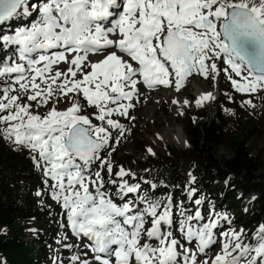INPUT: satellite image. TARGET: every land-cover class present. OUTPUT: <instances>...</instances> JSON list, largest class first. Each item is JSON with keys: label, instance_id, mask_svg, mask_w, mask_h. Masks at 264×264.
I'll use <instances>...</instances> for the list:
<instances>
[{"label": "snow or ice", "instance_id": "snow-or-ice-1", "mask_svg": "<svg viewBox=\"0 0 264 264\" xmlns=\"http://www.w3.org/2000/svg\"><path fill=\"white\" fill-rule=\"evenodd\" d=\"M197 76L264 100V0H0V140L63 211L53 264H264V225L249 236L195 187L161 197L112 163L144 90Z\"/></svg>", "mask_w": 264, "mask_h": 264}, {"label": "trees", "instance_id": "trees-1", "mask_svg": "<svg viewBox=\"0 0 264 264\" xmlns=\"http://www.w3.org/2000/svg\"><path fill=\"white\" fill-rule=\"evenodd\" d=\"M229 95L234 98L228 85L215 102L187 112L183 124L189 144L187 150L169 148L149 158L140 168L148 179L184 187L191 182L190 174L195 176L197 191H209L210 195L225 200V208L236 212V220L241 217L245 198L258 194L248 221L261 226L264 225V147L253 148L252 138L258 132L257 126L228 99ZM142 145L140 141L141 148ZM222 148L228 149L230 155L213 158L211 162L208 157L217 155ZM129 157L125 154L119 163H112L133 167L136 160ZM222 182L227 185L221 187ZM43 188L42 176L28 152L16 150L14 145L8 146L0 140V228L6 229L0 233V264L2 260L5 264H35V248L23 240L18 226L23 224L27 228L31 222L42 224L45 221L47 211L43 198L37 195Z\"/></svg>", "mask_w": 264, "mask_h": 264}, {"label": "rangeland", "instance_id": "rangeland-1", "mask_svg": "<svg viewBox=\"0 0 264 264\" xmlns=\"http://www.w3.org/2000/svg\"><path fill=\"white\" fill-rule=\"evenodd\" d=\"M219 87L216 92V100L220 97L221 94H224V91L228 89V81L223 78V76L219 80ZM216 84L211 81H205L202 77H193L190 78V81L186 84L185 88L182 89L181 93L176 94L182 99H186L190 102L191 106L184 107L182 110L178 111V107L172 105L170 101H166L163 105L157 104H150L146 107V104L149 103L151 99H153V96H156L157 92L164 91L165 93H173L169 92L168 90H157V91H150V90H144V96L140 98V102L137 103L136 108L132 111V115L136 117L134 121H128V120H121L122 123L125 124V127L129 129V132L126 135V138H124L121 142V144L117 147L116 151L112 154L111 160L115 162H120V158L124 159V155H129L132 160H136L133 162V167H125L123 164H120L119 166H123L125 169L131 170L137 177H139L141 180L148 179L146 178V175L144 174V171L140 168L141 165L146 163V161L149 158L158 156L160 154H163L167 152L169 148L176 149L179 151H185L188 149V138L184 133V121L187 117V112L191 111L192 109L200 110L211 103L210 102L206 104L205 106L198 108L193 102L196 97V91L203 89V90H210L214 89ZM197 89V90H196ZM232 97V95H231ZM151 98V99H150ZM155 98V97H154ZM150 99V100H149ZM243 97H241L239 94L234 93V98L231 99L232 103L234 105H237L240 109L243 110L244 113H246L250 118L252 119V122L255 123V126H257V134L252 138V146L255 150H259V148L264 147V100L260 99L259 97H254V102L256 104L255 108L251 107H242L241 106V100ZM230 101V102H231ZM154 107L155 113H151L149 108ZM148 109V110H147ZM183 112L184 114L181 115L180 112ZM168 124L173 129H181L184 134V148H178L174 144L167 143L161 136L165 134V132L168 130ZM8 146L12 145L6 140H3ZM140 141H143L142 148L140 147ZM152 148L155 152V155H149L147 153L148 148ZM230 155V151L226 148H222L217 155H212L213 158H222V157H228ZM117 161H116V160ZM126 163H130L129 161H126ZM149 181L156 183L159 187L158 195L161 197H165L169 193H173L176 195L177 199H180L184 195H186V188L191 186L195 187V184L189 183L188 185L184 186H178L177 184L171 185L166 184L162 181H154L151 179H148ZM221 187H225L227 185L226 182L219 183ZM165 186H167V192H165ZM197 189V188H196ZM213 189H215V186H213ZM198 194L201 198L206 197L210 201L209 207L212 204H215L217 206V210L220 212L227 213L233 222V226L239 230L244 229L249 236H251L256 229L259 226H255L256 223H253L252 221H248L251 208L254 202H256L259 199L258 194H250L245 198V202L242 205L241 208V217L236 220V212L233 209H227L226 207V201H221L216 196L210 195V192H203L200 193L198 191ZM241 195V192H240ZM252 197H255V199H252ZM50 207L53 208L51 205ZM249 212V214H247ZM51 221V219H49ZM45 223V228L40 229L36 225H31L30 228L26 231V227L24 228L23 224H20L18 228H21V231L23 232V239L29 244V245H37L38 249H36V256L37 260L35 264H53V257L56 255H61L62 258L67 260L70 253L65 251L61 244L58 243L59 241L63 240L64 236L61 234L60 228H57L56 230H50L51 228V222ZM248 221V223H246ZM56 223V221H54ZM246 223V225H245ZM36 230H34V229ZM6 229L4 227L0 228V233H4ZM24 231H26L24 233ZM39 231V232H38ZM50 232V233H48ZM32 233L34 234V239L41 238L39 236V233H43L45 237L48 238V240L45 243L46 248H42L43 244L39 240L35 241L32 237ZM67 243H77L76 241H67ZM78 249H74L73 251H77ZM209 255H212L210 252ZM2 264L4 263V260H2Z\"/></svg>", "mask_w": 264, "mask_h": 264}, {"label": "bare ground", "instance_id": "bare-ground-1", "mask_svg": "<svg viewBox=\"0 0 264 264\" xmlns=\"http://www.w3.org/2000/svg\"><path fill=\"white\" fill-rule=\"evenodd\" d=\"M216 84V86H215V88L214 89H210V90H203V89H200V90H198V91H196L197 93H196V97H195V99H194V101L199 97V95L200 94H202V93H205V92H208V91H212V92H214V94L216 95V92H217V89H218V87H219V83H215ZM197 90V89H196ZM171 93V92H170ZM157 95L156 96H153V99H149L150 101H149V103H147L146 104V107L148 106V105H150L151 103L152 104H155V102L157 103V104H160L161 103V105H163L166 101H170L171 102V100L172 99H178V100H181V101H183V100H186V99H182V98H180L178 95H176V94H174V93H171V94H169V93H165L164 91H160V92H157L156 93ZM155 97V98H154ZM194 103V102H193ZM208 103H210V102H206L203 106H205L206 104H208ZM195 104V103H194ZM173 105V104H172ZM174 106H176V107H178L177 109H178V111L179 110H182L185 106H183L182 104L181 105H174ZM202 106V107H203ZM198 108H201V107H198ZM151 111V113H155V110H154V107H150L149 108ZM148 110V109H147ZM167 143H171V144H174L175 146H177L178 148H184L185 146H184V140H183V138H184V134H183V131L181 130V129H173V128H171V126L168 124V130L165 132V134L164 135H162L161 136ZM48 220L49 219H47L46 220V222L45 223H47L48 222Z\"/></svg>", "mask_w": 264, "mask_h": 264}, {"label": "water", "instance_id": "water-1", "mask_svg": "<svg viewBox=\"0 0 264 264\" xmlns=\"http://www.w3.org/2000/svg\"><path fill=\"white\" fill-rule=\"evenodd\" d=\"M208 159H209L211 162H213V156H212V155H210V156L208 157Z\"/></svg>", "mask_w": 264, "mask_h": 264}]
</instances>
